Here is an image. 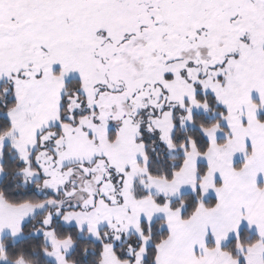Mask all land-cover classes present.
Instances as JSON below:
<instances>
[{"label":"snow or ice","instance_id":"1","mask_svg":"<svg viewBox=\"0 0 264 264\" xmlns=\"http://www.w3.org/2000/svg\"><path fill=\"white\" fill-rule=\"evenodd\" d=\"M0 264H264V0H0Z\"/></svg>","mask_w":264,"mask_h":264}]
</instances>
